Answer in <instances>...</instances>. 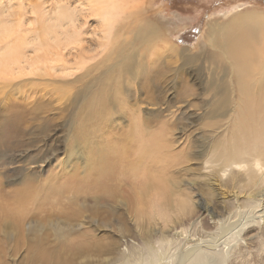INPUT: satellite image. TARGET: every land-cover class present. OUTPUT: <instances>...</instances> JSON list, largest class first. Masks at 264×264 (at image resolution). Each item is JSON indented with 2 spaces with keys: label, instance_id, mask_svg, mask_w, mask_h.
<instances>
[{
  "label": "rangeland",
  "instance_id": "1",
  "mask_svg": "<svg viewBox=\"0 0 264 264\" xmlns=\"http://www.w3.org/2000/svg\"><path fill=\"white\" fill-rule=\"evenodd\" d=\"M66 1L0 0V20L25 38L31 9L88 2ZM123 1L107 39L83 16L71 75L0 74V264H124L145 241L166 261L195 243L262 264L264 206L246 208L264 187L229 164L264 155V51L234 63L220 29L264 0Z\"/></svg>",
  "mask_w": 264,
  "mask_h": 264
},
{
  "label": "bare ground",
  "instance_id": "2",
  "mask_svg": "<svg viewBox=\"0 0 264 264\" xmlns=\"http://www.w3.org/2000/svg\"><path fill=\"white\" fill-rule=\"evenodd\" d=\"M61 1L68 2L66 0ZM123 2V0H88L87 3H82L81 9L74 8L70 12L65 10L67 3H59L56 6L57 12L51 15L50 10L46 8L42 9L45 15L39 14L42 10L31 9L30 13L36 15L34 21L40 26L33 23V27L31 25V28L25 33L29 36L25 38L22 37L23 28H21V24L24 22L19 19V16L18 19L0 20V44H4L2 45L4 52L0 55V74L3 72L2 75H4L5 72H8L13 76L18 74V77H24L41 72L46 76L62 72L71 75L75 69L86 64V62H82L83 57L81 54H76V61L75 58L70 57L73 55L74 50L79 49L78 51H80L83 49L84 37L81 35L84 25L83 22L81 25V21H84L83 16L90 10L101 16V24L105 26L101 29L102 38L107 39L109 37L107 30L109 27L112 28L114 23L112 21H115L116 15H119L118 11L123 7ZM20 3L18 2V4ZM40 21L42 23H39ZM110 21L111 23H109ZM226 22L229 23L221 27L220 31L222 32L221 36L227 40L223 51V55L227 59H231L234 63L242 62L244 64L247 55L252 51L255 53L256 48L260 47L264 51L263 12L248 9L247 12L241 11L235 14L233 18ZM143 37L147 38L146 35ZM103 45L107 44L104 43ZM9 47L11 50H7ZM241 68L235 66L237 71ZM5 75L4 77H6ZM10 79L13 80V77ZM244 86L248 87L247 84H244ZM232 165L243 167L245 177L247 176L246 178L250 180L254 187H264L263 154H256L251 164L240 165L233 160L229 166L233 167ZM231 174V176L235 174L232 169ZM250 196L247 210H259L261 206H264V188L260 193L257 192L256 195L249 194ZM184 205L183 203L179 210H183ZM156 210L157 216L162 217L165 215L160 210V206L156 207ZM260 217L262 219V216ZM246 223L249 224V220ZM246 223L236 233L238 237L247 228ZM120 256L124 264H163L162 261L165 262L164 264H210V260L214 264H225L230 259L224 251L212 250L202 244L193 243L182 254L166 261V259H162L155 253L150 241H145L142 247L132 246L127 252L122 253L121 251ZM262 264H264L263 260Z\"/></svg>",
  "mask_w": 264,
  "mask_h": 264
}]
</instances>
